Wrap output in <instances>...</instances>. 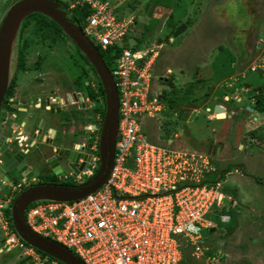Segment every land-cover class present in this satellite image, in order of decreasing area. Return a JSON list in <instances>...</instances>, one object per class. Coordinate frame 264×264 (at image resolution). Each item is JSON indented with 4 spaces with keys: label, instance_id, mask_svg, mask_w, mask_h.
<instances>
[{
    "label": "built area",
    "instance_id": "built-area-1",
    "mask_svg": "<svg viewBox=\"0 0 264 264\" xmlns=\"http://www.w3.org/2000/svg\"><path fill=\"white\" fill-rule=\"evenodd\" d=\"M67 5H88L84 33L100 47L113 48L110 72L118 91L113 165L106 183L92 193L71 201L30 203L28 225L74 251L85 264H179L185 255L202 257L203 232L215 227L208 214L216 208L221 220L229 221L222 181L205 176L216 171L211 155L173 147L171 140L167 145L150 140L143 119L161 110L153 74L156 53L136 43L124 45L136 34L133 17L118 12L112 0H68ZM98 168L93 158L71 178L83 182ZM20 190L0 193V252L20 248L18 256H30L33 264H57L25 243L10 222L6 209Z\"/></svg>",
    "mask_w": 264,
    "mask_h": 264
},
{
    "label": "rangeland",
    "instance_id": "rangeland-1",
    "mask_svg": "<svg viewBox=\"0 0 264 264\" xmlns=\"http://www.w3.org/2000/svg\"><path fill=\"white\" fill-rule=\"evenodd\" d=\"M6 1L9 5L13 0ZM166 1L112 3L126 18L133 17L136 48L156 53L153 74L161 90V110L143 119L150 140L167 145L175 136L173 147L209 153L216 171L208 170L205 176L209 181L220 179L226 194L229 221L221 220V210L212 209L208 218L215 229L203 232V256L189 254L179 264H264V109H244L264 98V0H171L159 5ZM244 83L263 90L254 94ZM217 104L239 117L226 133L229 117L220 119V113L219 119L209 118ZM241 137L245 140L238 145ZM208 138L221 140L222 156L201 147ZM228 165L232 170L226 173ZM1 186L8 196V187ZM21 252L12 248L0 254V264H15L10 260Z\"/></svg>",
    "mask_w": 264,
    "mask_h": 264
},
{
    "label": "flooded vegetation",
    "instance_id": "flooded-vegetation-1",
    "mask_svg": "<svg viewBox=\"0 0 264 264\" xmlns=\"http://www.w3.org/2000/svg\"><path fill=\"white\" fill-rule=\"evenodd\" d=\"M14 1L8 5L6 0H0V9L4 12ZM28 16L17 30L9 82L0 104V192L1 184L8 190H22L31 184L56 182V177L61 183L74 181L71 176L82 173L93 158L98 165L100 162L106 111L102 80L57 23L38 22L37 16ZM247 88L254 94L263 90L250 84ZM257 102L255 99L251 110L248 105L244 109L254 112ZM222 107L225 117L220 119H230L226 133L239 117ZM213 110L216 113L215 106ZM217 116L216 113L219 119ZM244 140L241 137L238 145ZM202 142L201 147L222 156L224 145L220 139ZM17 261L19 258L15 264Z\"/></svg>",
    "mask_w": 264,
    "mask_h": 264
},
{
    "label": "water",
    "instance_id": "water-1",
    "mask_svg": "<svg viewBox=\"0 0 264 264\" xmlns=\"http://www.w3.org/2000/svg\"><path fill=\"white\" fill-rule=\"evenodd\" d=\"M32 13H41L52 19L87 56L102 80L106 111L99 146L100 162L96 173L88 180L80 183L43 182L23 188L17 192L9 206L10 219L17 235L31 247L50 255L64 264H85L68 247L51 237L34 231L28 225L25 213L27 206L32 202L75 200L96 191L106 183L113 165L114 143L118 132V91L111 72L98 48L83 32L81 25L70 8L58 0H16L7 8L0 19V104L9 82L11 54L16 43L17 30L23 19ZM133 44H135L134 39L124 41L125 46ZM245 85L249 87V84ZM248 109L251 110V107L248 106ZM223 111L224 108L221 105H215L217 114L223 113ZM223 117H225L224 113ZM172 138H175V136ZM214 229L215 227H212L210 231H214ZM18 258L17 264L34 263L30 256H18Z\"/></svg>",
    "mask_w": 264,
    "mask_h": 264
},
{
    "label": "trees",
    "instance_id": "trees-1",
    "mask_svg": "<svg viewBox=\"0 0 264 264\" xmlns=\"http://www.w3.org/2000/svg\"><path fill=\"white\" fill-rule=\"evenodd\" d=\"M170 2H171V0H167L166 4H168V3L170 4ZM72 12L74 13V15H75L77 21L80 23L81 27H83V24H84V21H85L86 17L91 12V8L88 5L82 6V7H76L74 9H72ZM31 16H37L38 18L36 19V21H38V22H43V21L46 22L47 21V22L55 23L52 19H50L49 17H47L46 15H43L41 13H32L28 17H31ZM25 19H27V17ZM149 28H150V26L148 25V26H146L145 30H149ZM138 39H142V38H138ZM98 49H99L100 54L102 55L103 59L105 60L107 66L110 69L111 68V58H110L111 56H110V53L113 51V48L107 47V48L104 49V48L100 47ZM257 99H258L257 106H256L257 110H263L264 109V98H262V97L259 98L258 97ZM227 168H228V171L232 170V168L231 167L229 168V166ZM88 179L89 178L85 179L84 181H86ZM256 180L259 181L258 178H256ZM65 183L74 184L75 182L74 181H68V182H65ZM224 211H227L226 208L224 209ZM7 214L10 216V209L7 210ZM10 222H11V219H10ZM36 250L40 251L38 249H36ZM184 258H186V255L184 256Z\"/></svg>",
    "mask_w": 264,
    "mask_h": 264
},
{
    "label": "crops",
    "instance_id": "crops-1",
    "mask_svg": "<svg viewBox=\"0 0 264 264\" xmlns=\"http://www.w3.org/2000/svg\"><path fill=\"white\" fill-rule=\"evenodd\" d=\"M112 2H113V0H112ZM114 5H115V7L117 8L118 6H117V4L114 2L113 3ZM159 5H165L166 6V3L165 4H159ZM169 6V5H168ZM118 9V8H117ZM116 9V10H117ZM118 12H121L122 13V11H119V9H118ZM170 39H172L173 41H175V36H172V37H170ZM169 68V67H168ZM168 71H170V69H168ZM215 117H216V115H215ZM215 117H212V114L209 116V118H210V120H213V119H217V118H215ZM171 140H172V138H171ZM170 141V140H169ZM1 247V246H0ZM0 254H6L5 252H0ZM13 260H17V258L16 259H11L10 260V262H12ZM14 262V261H13Z\"/></svg>",
    "mask_w": 264,
    "mask_h": 264
},
{
    "label": "clouds",
    "instance_id": "clouds-1",
    "mask_svg": "<svg viewBox=\"0 0 264 264\" xmlns=\"http://www.w3.org/2000/svg\"><path fill=\"white\" fill-rule=\"evenodd\" d=\"M66 6L68 7V5H66ZM71 10H72V9H71ZM135 38H136V34L134 35V40H135V43L137 44V42H136V39H135ZM130 41H131V40H130ZM135 47H136V45H135ZM109 70H110V69H109ZM207 109L209 110V108H207ZM208 110H207V111H208ZM211 114H214V117H215V115H216V113H214V112H213V113H211ZM209 116H210V115H209ZM215 118H216V117H215ZM173 139H174V138H172V140H173ZM172 140H171V141H172ZM0 193H1V192H0ZM16 194H17V193H16ZM8 208H9V207H8Z\"/></svg>",
    "mask_w": 264,
    "mask_h": 264
},
{
    "label": "bare ground",
    "instance_id": "bare-ground-1",
    "mask_svg": "<svg viewBox=\"0 0 264 264\" xmlns=\"http://www.w3.org/2000/svg\"><path fill=\"white\" fill-rule=\"evenodd\" d=\"M223 113H225V111H223ZM220 113H218V115H219Z\"/></svg>",
    "mask_w": 264,
    "mask_h": 264
}]
</instances>
